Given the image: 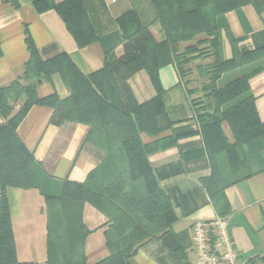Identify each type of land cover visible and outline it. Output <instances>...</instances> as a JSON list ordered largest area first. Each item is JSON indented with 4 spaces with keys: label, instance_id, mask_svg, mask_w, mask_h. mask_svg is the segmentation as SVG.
I'll return each mask as SVG.
<instances>
[{
    "label": "crops",
    "instance_id": "crops-1",
    "mask_svg": "<svg viewBox=\"0 0 264 264\" xmlns=\"http://www.w3.org/2000/svg\"><path fill=\"white\" fill-rule=\"evenodd\" d=\"M48 1L57 4L63 0ZM82 2L97 41L78 46L63 19L52 8L39 12L29 0H0V87L15 81L23 85L28 82L22 78L30 58L27 37L42 60L66 53L85 75L103 67V52L121 47L123 31L119 16L125 12V3L124 0ZM217 23L221 27L220 48L224 60L232 54L225 27L242 51L264 46V0H251L229 10L217 16ZM153 27L163 39L162 33ZM230 73L234 74L221 85ZM158 75L163 107L155 117L154 132L142 131L140 139L152 148L147 160L158 186L169 198L171 210L163 233L142 242L126 258L125 264H189L196 258L190 237L192 222L219 216L228 220V233L241 264H264V168L233 170L226 153L221 152L216 155L220 176L213 178L195 109L201 104H193L194 96L182 84L175 63L160 67ZM243 75L248 77L249 90L233 103L252 96L257 116L264 122V57L224 72L217 85L222 87ZM138 77L136 84L132 79L129 84L137 101L143 102L155 93L145 70ZM35 93L39 98L55 96L62 100L69 96L70 89L55 72L36 84ZM20 105L18 101L8 117ZM52 113L53 108L48 105H31L17 125L16 135L46 168L50 192L57 195L64 180L85 181L88 173L103 163L105 152L86 140V125L73 122L54 125L49 121ZM8 117L0 114V126ZM220 126L227 142H233L228 121L222 120ZM5 196L15 247L16 261L12 264H48L43 195L34 187L7 186ZM82 219L89 231L84 241L86 264H94L110 254L105 244L107 217L85 203Z\"/></svg>",
    "mask_w": 264,
    "mask_h": 264
},
{
    "label": "trees",
    "instance_id": "trees-1",
    "mask_svg": "<svg viewBox=\"0 0 264 264\" xmlns=\"http://www.w3.org/2000/svg\"><path fill=\"white\" fill-rule=\"evenodd\" d=\"M29 1L39 12L51 8L55 10L78 46L97 41L82 0H63L57 4L48 0ZM151 1L156 12L155 19L143 24L136 17L131 18L128 12L122 13L119 16L123 31L121 47L104 51L103 67L87 75L77 69L66 53L42 60L27 37L30 58L24 66L22 78L28 82L23 85L15 81L0 87V114L3 117H8L13 106L21 101L17 112L0 126V251L8 254L0 264L16 261L5 196L7 186L34 187L43 195L47 213L48 264H56L50 233V204L54 201L63 202L69 208L76 207L78 242L75 244L73 264H86L84 241L89 231L82 219L85 203L102 212L108 221L105 244L110 254L94 264H125L126 258L134 254L142 242L163 233L168 226L166 216L171 205L168 196L158 186L147 160V153L152 148L141 142L140 133L154 132L155 117L163 107L158 70L166 64L175 63L174 54H178L176 43L192 35H181L183 31L191 30L194 34L201 30L211 35L209 50L216 60L215 64L206 66V73H210L211 77L204 84L201 97L192 100L195 106L201 104L195 109L211 162V176L215 179L220 176L216 155L221 152L226 153L233 170L257 164L253 155L258 154L256 142H261L260 149L264 150V122L257 116L252 96L233 103L249 90L248 77L243 75L222 87L217 85L224 72L264 57V46L253 51L240 50L227 27L224 29L232 54L226 60L221 57V27L217 16L251 0ZM175 12L178 15L172 25L169 18ZM210 14L215 16L212 23L207 18ZM155 23L163 30V39L154 29ZM207 42L208 39H205L201 43ZM188 52L194 50L189 49ZM141 70L146 71L156 91V96L144 102L137 101L128 83V79ZM55 72L69 87V96L62 100L55 96L37 97L36 84ZM188 92L193 95L191 90ZM35 103L53 108L49 121L54 125L65 122L86 125V140L105 152L103 163L89 172L85 181L66 179L57 195L50 192L49 173L16 135L17 125ZM222 120L228 121L231 127V143L221 131ZM258 163L263 165L258 169L264 168V161ZM207 188L210 191L209 184Z\"/></svg>",
    "mask_w": 264,
    "mask_h": 264
},
{
    "label": "rangeland",
    "instance_id": "rangeland-1",
    "mask_svg": "<svg viewBox=\"0 0 264 264\" xmlns=\"http://www.w3.org/2000/svg\"><path fill=\"white\" fill-rule=\"evenodd\" d=\"M124 10L128 12L131 18L134 19L136 17L141 23L146 24L152 22L156 17V12L154 8V4L151 0H124ZM209 12V11H208ZM178 15L177 12L170 16L171 24L174 25L176 16ZM215 17V16H214ZM213 16H208L209 21L212 23L214 19ZM181 17H178L180 19ZM173 20V21H172ZM156 28L162 33L163 30L160 26L155 23ZM211 26V25H210ZM191 35V37H186L184 39H180L176 43V48L178 54L175 55V65L178 70V74L182 84L186 87L187 91L191 90L193 93L194 98L201 97L202 95V88L204 84L209 82L211 74H207L206 66L208 64H215L216 60L211 53L210 46V36L206 35L203 31L199 30L196 33H192L191 30L183 31L181 35L187 36ZM164 38V35H163ZM208 39L207 43H201L203 40ZM189 49L194 50V52H188ZM140 71L134 73L129 79L134 80L135 84L137 81L138 74ZM214 72V71H213ZM234 73H230L225 77L220 84L226 80V78H230ZM140 76V75H139ZM130 85V84H129ZM131 87V85H130ZM132 89V87H131ZM133 91V90H132ZM154 93L156 96V91L154 89ZM134 94V93H133ZM152 96V97H154ZM150 97V98H152ZM200 100V99H197ZM144 102V101H143ZM88 132V130H87ZM87 135V133H86ZM256 145L259 146V149L256 150L258 152L255 153L253 158L257 162L255 165H250L251 169L259 168L263 165L259 164L258 162L264 161V150L260 149L261 142H256ZM257 149V148H256ZM242 158H244L242 156ZM243 160V159H242ZM246 160V158H245ZM249 166V165H248ZM44 169H46L43 166ZM46 171V170H45ZM104 172V171H103ZM46 173H48L46 171ZM1 188V187H0ZM1 191V189H0ZM50 233L52 238L53 244V252L55 256V263L56 264H73L74 262V249L75 244L78 242L77 234H76V226H77V212L76 207H67L63 202L54 201L50 204ZM144 241V240H143ZM8 257L7 252L2 253L0 251V261L4 260Z\"/></svg>",
    "mask_w": 264,
    "mask_h": 264
},
{
    "label": "built area",
    "instance_id": "built-area-1",
    "mask_svg": "<svg viewBox=\"0 0 264 264\" xmlns=\"http://www.w3.org/2000/svg\"><path fill=\"white\" fill-rule=\"evenodd\" d=\"M190 237L196 258L189 264H241L233 248L225 217L194 220Z\"/></svg>",
    "mask_w": 264,
    "mask_h": 264
}]
</instances>
